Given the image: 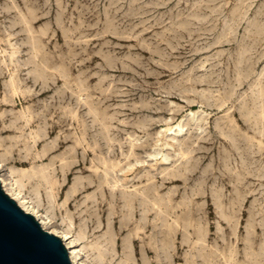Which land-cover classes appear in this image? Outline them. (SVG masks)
Returning <instances> with one entry per match:
<instances>
[{"label":"rangeland","instance_id":"rangeland-1","mask_svg":"<svg viewBox=\"0 0 264 264\" xmlns=\"http://www.w3.org/2000/svg\"><path fill=\"white\" fill-rule=\"evenodd\" d=\"M84 138L166 225L87 184ZM0 173L90 264H264V0H0Z\"/></svg>","mask_w":264,"mask_h":264},{"label":"bare ground","instance_id":"bare-ground-1","mask_svg":"<svg viewBox=\"0 0 264 264\" xmlns=\"http://www.w3.org/2000/svg\"><path fill=\"white\" fill-rule=\"evenodd\" d=\"M95 111V110H94ZM93 111V113H94ZM75 115V114H74ZM77 115V114H76ZM95 116L104 120V114L102 112H95ZM183 131V125L179 124L175 130ZM168 134L173 133V128L168 129ZM85 134L88 129H84ZM80 146L84 149L83 155V168H86L88 162V156L92 153L95 158L93 160L94 170L91 172L87 180V184L95 183L97 189L101 195L107 194L111 201L115 203L122 202V206L127 209L128 213L135 215L138 209H142L143 214V227L146 226L150 215L153 210H156L157 214H161L162 222L166 225V220L171 214L169 211L168 201L156 193L157 188L153 186L152 177L147 175L139 176L136 174L134 177H130L132 168L125 171L121 161L113 160L109 158L103 152V145L100 142L91 144L84 138ZM111 147L113 145L111 144ZM111 156V155H110ZM162 161H167L166 155L161 156ZM169 175L166 174L163 180L169 179ZM174 176H177L176 174ZM135 178H139L141 181L147 180L148 182L141 187L133 185ZM0 181L4 190L14 198L17 203L26 211L34 215V217L41 223L42 227L51 233H54L61 237L65 246L69 250L71 260L74 264H90L82 255V250L77 246V238L73 237L69 231L60 230L53 227V221L47 216L43 215L38 206L32 199L26 196L20 185L15 179H7L4 174L0 173ZM107 196V197H108ZM189 238H187L188 240ZM198 242L194 243V247L197 248ZM196 252L200 253V250L196 249ZM203 260H206L208 254H202ZM235 264H239L235 263Z\"/></svg>","mask_w":264,"mask_h":264},{"label":"water","instance_id":"water-1","mask_svg":"<svg viewBox=\"0 0 264 264\" xmlns=\"http://www.w3.org/2000/svg\"><path fill=\"white\" fill-rule=\"evenodd\" d=\"M0 264H74L58 235L44 229L0 181Z\"/></svg>","mask_w":264,"mask_h":264}]
</instances>
